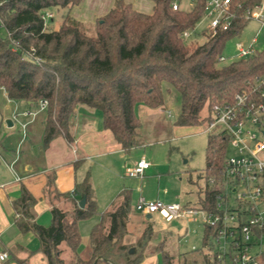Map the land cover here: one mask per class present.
<instances>
[{"label": "trees", "instance_id": "obj_1", "mask_svg": "<svg viewBox=\"0 0 264 264\" xmlns=\"http://www.w3.org/2000/svg\"><path fill=\"white\" fill-rule=\"evenodd\" d=\"M81 1L0 0V30L4 33L0 35V89L10 101L35 107L46 101L44 148L57 137L72 143L71 118L78 107H85L100 112L102 129L121 150L128 151L138 145V105L163 110L164 95L173 90L179 99L173 125H202L209 121L214 105L230 104L234 95L253 85L256 77H264V50L217 65L222 62L219 58L226 42L237 37L247 24L243 14L255 0H233L240 8L234 10L232 26L214 33L204 29L200 44L185 43L182 34L193 31L203 19L204 0H196L188 11L173 10V0H152L150 14L117 0L113 9L90 27L69 15V9ZM49 11H65L55 29L41 18ZM90 28L93 35L86 32ZM227 150L224 133H208L204 186L199 188L196 209H214L218 190L209 188L208 179L219 178ZM41 192L54 198L68 196L57 192L54 172L45 175ZM74 194L71 211L52 206L47 227L35 221L32 208L36 199L25 186L20 187V196L13 202L16 227L20 234L32 233L37 238L38 252L46 264H64L58 248L61 243L76 253L81 241L78 222L99 214L89 171L74 184ZM120 196L118 205L100 214L99 222L92 227L88 258L75 256L70 264H141L154 253L161 255L163 264H172L171 257L161 249L147 252L145 243H137L134 251L124 243L131 199L127 191ZM82 198L85 204L79 208L77 201ZM147 233L150 235L151 230ZM214 237L204 225L202 249L197 252L213 250ZM7 253L9 259L2 264H25ZM203 258L204 264H217L214 255Z\"/></svg>", "mask_w": 264, "mask_h": 264}, {"label": "rangeland", "instance_id": "obj_2", "mask_svg": "<svg viewBox=\"0 0 264 264\" xmlns=\"http://www.w3.org/2000/svg\"><path fill=\"white\" fill-rule=\"evenodd\" d=\"M180 8L188 11L192 8V3L189 0H181ZM46 13L51 15V18L45 20L47 23L49 22L47 26L57 28L61 23L60 14L56 11ZM207 24L208 20L202 19L194 30L189 32V36L184 39L185 43H202L204 41L202 31ZM86 32L93 35L91 28ZM0 35L4 36L1 30ZM254 37L257 38V42L253 44L254 48L256 50L264 49V29H261L256 22L249 21L237 37L226 42L221 55L224 61L217 65L221 66L235 60L236 44L248 45ZM0 96V145L2 148L7 149L8 153L11 150L13 153L14 151L20 153V149L17 150L16 148L20 143L21 138L19 137L23 136V129L20 130L22 133H19L20 135L17 137L16 124L21 127V121H26L25 117L28 114L21 115L22 109H19V111L17 107L15 108L14 102L16 101H11V104H9L2 92H0ZM164 98L165 103L169 101L168 107L171 114L168 116V111H166L165 115L168 121L173 123L179 110L178 95L171 90L164 95ZM32 109L37 112L36 120L40 122L44 117V112H42L44 110H41L39 106H32ZM202 114L204 117V111ZM11 118L15 120L16 124L12 129H7L5 120ZM206 123L190 127L181 126V130L171 133L165 139L146 140L139 135L138 145L126 152L111 153L102 158H92L90 161H84L81 169L90 170L93 188L99 197V211L104 210L103 204L111 196L115 200L116 192L119 193V190L123 189L128 190L131 194V204L134 203L136 198L142 196L147 200L159 199L165 203H177L182 207L196 210L199 188L204 186L202 172L205 169V149L208 139V132L205 130ZM107 135L110 141H114L110 134L107 133ZM32 152H35V147ZM22 154L24 152L19 155ZM227 155H233L232 149L228 148ZM142 157L149 164V169L145 171L144 176L137 177L132 174V170L136 161ZM100 194L103 195L104 199L100 197ZM98 215L78 222L81 241L76 253L79 256H86L88 253L89 234L95 223L100 220L97 217ZM37 222L49 225V212H42L38 216ZM203 226V213L199 211L196 215L173 220L169 224L163 223L156 216L146 220L138 212L132 211V214L126 219V232L130 239L126 243L124 239L123 241L134 251L135 248L137 249V243H145L143 246L147 252L161 249L171 257L172 264H204L203 257H212L213 255L217 261V255L219 254L215 250L204 248L203 251H199L200 253L197 252V250L202 249ZM149 229L151 234L147 235ZM34 237L28 243L27 249L38 252V240ZM88 256L89 254L86 258ZM146 258L151 259L148 264H163L159 253H154ZM35 262L36 260L33 259L32 263L35 264ZM223 264H232L229 255H226Z\"/></svg>", "mask_w": 264, "mask_h": 264}, {"label": "crops", "instance_id": "obj_3", "mask_svg": "<svg viewBox=\"0 0 264 264\" xmlns=\"http://www.w3.org/2000/svg\"><path fill=\"white\" fill-rule=\"evenodd\" d=\"M116 1L117 0H82L78 5L71 7L68 12L75 21L83 26L90 27L96 19L103 17L113 9ZM123 2L130 4L135 11L144 14H150L153 9L152 0H123ZM62 13L64 14L65 11L59 12L61 17ZM0 92L6 97L2 89H0ZM6 99L8 103L11 104V101L7 97ZM14 103L15 108L17 107L18 110L22 109L21 115L27 113L28 116L25 117L26 121H21V127H19V124H16L15 120L12 118L5 120H9L12 123L11 127L6 125L7 129H12L14 124H16L18 129L17 137L20 135L19 133H22L20 130L23 129V136L19 137L21 138L18 146L19 148L17 147L16 149H20V153L24 152V154L19 155L20 153H15V151L14 154L12 150L10 154L7 149L2 148L0 145V253H6L7 260L9 259L7 253L9 251L19 260L25 261V264H34L32 263L33 259L36 260L35 264H46L40 253L35 251L32 252L27 249L28 243L34 237L33 234H20L15 225L13 202L20 196V187L25 186L36 199V203L32 208L36 222L38 216L42 212L48 211L50 215L52 206L60 211L69 212L72 210L74 200L76 199L74 184L82 181L86 173L88 171L90 172L89 169H81L84 161H90L92 158H102L111 153H122L124 150H121L115 141H110L109 137H107L108 132L104 131L101 127L100 112L85 107H78L71 118V122L73 123V142L68 143L63 137H57L49 144L48 148H44L42 145V133L45 112L42 111L44 112V117L38 122L36 120L38 114L35 109H32L30 103L24 101H16ZM168 104L169 101H166L163 110L150 109L144 105H138L135 108V112L141 123L139 130L141 138L144 137L146 140L165 139L169 137L171 133L181 130V127L175 126L168 121L165 115L166 111H168V116L171 115ZM34 147L35 152L33 153L32 149ZM140 159H138L136 163ZM49 172H54L55 174V188L57 192L59 194H67L68 196L55 198L53 194L49 197L42 196L41 190L45 183V175ZM90 183L93 188L91 177ZM93 190L94 200L97 204L99 215L117 206L121 201L120 194L123 191H127L131 199V194L128 190H119V193L116 192L115 194V200H113L114 198L111 196L107 202L103 204L104 210L99 211V197L94 188ZM100 197L103 198V195L100 194ZM140 197L142 196L136 198L134 203L131 204V210L126 219L132 214V211H135V204ZM79 201H77V204ZM138 214L142 215L140 213ZM99 215L97 217L100 219ZM142 216L146 219L145 215ZM158 219L165 224H169L160 218ZM37 224L39 223L37 222ZM39 225L47 227L50 224ZM79 228L80 225L78 229ZM129 237L127 233L124 237L125 243L130 239ZM58 248L64 264H70L75 256L86 259V256L89 254V248L86 256H79L77 253H72L63 243H61ZM150 260V258H145L141 264H148ZM0 264H2V262H0Z\"/></svg>", "mask_w": 264, "mask_h": 264}, {"label": "built area", "instance_id": "obj_4", "mask_svg": "<svg viewBox=\"0 0 264 264\" xmlns=\"http://www.w3.org/2000/svg\"><path fill=\"white\" fill-rule=\"evenodd\" d=\"M181 0L171 1L173 10L180 9ZM192 4L196 0H189ZM240 4L233 0H204V17L208 20L206 30L213 33L229 29L234 21V10ZM243 17L256 22L264 29V0H255ZM41 18H51L44 13ZM184 38L189 32L182 34ZM254 37L248 45L236 44V58L244 59L253 55ZM219 61H224L222 57ZM46 101L39 103L45 110ZM205 130L208 133L222 132L228 138V148L233 155H226L219 178H209V188L218 190L215 207L211 211L193 210L177 203L161 200H147L140 197L135 211L142 215L156 216L166 223L186 216L203 213L204 225L213 231V250L217 264H223L229 255L232 264H261L264 261V77H256L247 91L237 93L227 105H214ZM149 164L141 158L132 174L144 176ZM222 241V242H221ZM7 260L6 253H0V262Z\"/></svg>", "mask_w": 264, "mask_h": 264}, {"label": "water", "instance_id": "obj_5", "mask_svg": "<svg viewBox=\"0 0 264 264\" xmlns=\"http://www.w3.org/2000/svg\"><path fill=\"white\" fill-rule=\"evenodd\" d=\"M5 123H6V125L8 126V127H11L12 126V123H11V121H5ZM84 204H85V199L84 198H82L79 202H78V207L79 208H83L84 207ZM146 219H151V215H146Z\"/></svg>", "mask_w": 264, "mask_h": 264}]
</instances>
